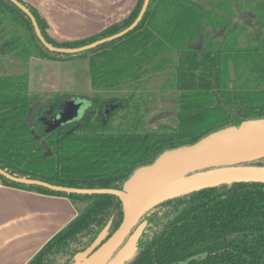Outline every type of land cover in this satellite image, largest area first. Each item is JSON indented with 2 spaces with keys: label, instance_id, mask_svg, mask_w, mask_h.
I'll list each match as a JSON object with an SVG mask.
<instances>
[{
  "label": "trees",
  "instance_id": "16d2710c",
  "mask_svg": "<svg viewBox=\"0 0 264 264\" xmlns=\"http://www.w3.org/2000/svg\"><path fill=\"white\" fill-rule=\"evenodd\" d=\"M18 1L32 13L46 42L78 48L126 29L144 0H137L121 22L62 43L47 36L46 22L36 10ZM243 14L251 16L243 19ZM0 55L17 62L19 70L0 74V169L15 177L68 188L121 190L135 170L163 152L264 118V0H150L134 30L77 54L48 51L30 19L9 0H0ZM32 57L88 61L91 93L80 96L90 103L79 120L75 106L52 123L40 120L74 95L29 93ZM168 88L175 92L174 125L153 127L157 92ZM44 99L47 104L29 126L28 110ZM248 165L264 167V159ZM0 182L85 203L27 264H73L104 228L108 239L124 221V205L113 195L55 192L1 175ZM141 221L146 227L138 250L125 264H264V184L222 185L174 198Z\"/></svg>",
  "mask_w": 264,
  "mask_h": 264
},
{
  "label": "water",
  "instance_id": "95a60500",
  "mask_svg": "<svg viewBox=\"0 0 264 264\" xmlns=\"http://www.w3.org/2000/svg\"><path fill=\"white\" fill-rule=\"evenodd\" d=\"M9 1L30 19L36 37L48 51L77 54L95 49L134 30L142 20L150 0L143 1L138 16L126 29L78 48L50 45L28 8L18 0ZM43 103H36L28 110L25 119L29 126H33L35 111ZM74 106L78 109V105ZM261 159H264V118L246 120L238 126H227L192 145L163 152L151 165L135 170L121 190L55 186L39 180L15 177L2 169L0 175L15 183L39 186L55 192L118 197L125 210L120 228L108 239V227L104 228L89 248L74 257L73 264H125L138 250V241L146 227V221L141 219L149 211L165 201L204 189L241 183L264 184V167L248 165Z\"/></svg>",
  "mask_w": 264,
  "mask_h": 264
},
{
  "label": "crops",
  "instance_id": "0c3cea01",
  "mask_svg": "<svg viewBox=\"0 0 264 264\" xmlns=\"http://www.w3.org/2000/svg\"><path fill=\"white\" fill-rule=\"evenodd\" d=\"M24 2V0H21ZM37 3L36 7L44 10L43 18L48 23L47 35L49 38H57L62 30L60 24L61 16L59 11L67 8L70 4L69 0H33ZM43 4H42V2ZM203 3V2H202ZM204 7L213 10L215 13L222 15L221 11L213 8L208 3H203ZM128 12V11H127ZM130 12V11H129ZM129 14V13H128ZM250 17V14H243L242 18ZM101 30V29H100ZM99 30H92V36L97 34ZM58 35L54 37L52 35ZM88 35V34H86ZM64 36V35H63ZM78 36L71 40H81ZM84 39V38H83ZM65 40V39H64ZM66 40V41H71ZM83 61L87 66V78L85 80L87 93L91 90L88 61L85 59H77ZM76 60L71 61H49L30 58L28 63V91L30 93L37 92H67L68 87L63 85L64 79L70 81L76 80V76H69L62 70L61 65L72 64ZM37 68H42V76H49V72L57 74V81L48 80L34 82ZM78 62V61H76ZM43 65H46L44 68ZM50 66V67H48ZM57 66V67H55ZM59 68L56 72L55 69ZM52 70V71H51ZM65 72V73H64ZM75 78V79H74ZM78 79V78H77ZM36 84L38 87H36ZM48 86V87H47ZM83 87V86H81ZM75 89V88H74ZM78 90V88L76 89ZM79 91V90H78ZM81 91V90H80ZM86 92V91H85ZM79 213L76 203L64 197L49 196L11 188L2 185L0 182V264H27L32 257L61 229H63L70 221H72Z\"/></svg>",
  "mask_w": 264,
  "mask_h": 264
},
{
  "label": "rangeland",
  "instance_id": "374dc122",
  "mask_svg": "<svg viewBox=\"0 0 264 264\" xmlns=\"http://www.w3.org/2000/svg\"><path fill=\"white\" fill-rule=\"evenodd\" d=\"M69 1H70V4L66 5L67 8L64 10L61 9L59 11V13H65L62 15L60 14L61 16L60 21L64 23V24L59 23V25L62 28V30H60V36L56 34L52 35L54 37L58 36L56 39L55 38L53 39L54 41L59 42V43L76 41L77 39L71 40V38L74 39L81 35L85 37H82V38L80 37V39L88 38L92 36L93 32L89 34L92 30L94 31L99 30L98 31L99 33L103 31L104 29L108 28L109 26L119 23L123 19H125L131 13L135 5L137 4V0H69ZM23 3L33 8L34 10H36L37 13L40 15V17L46 22L43 16L47 12L44 13L43 9L36 7V4H40L39 2L37 3L36 1H33V0H24ZM46 25L48 26L47 22H46ZM47 29L48 27L46 28V33H48ZM66 40H71V41H66ZM196 44L200 45L199 39L196 41ZM32 58H35V57H32ZM35 59L37 61V59L39 58H35ZM76 61H74L75 63H72V64L61 65V69L63 71L67 70V72L69 73H65V72L64 73L69 76H76L75 81H73V79H70V81L67 82V80L64 79L63 85L68 87V89H66L68 90L66 93L75 95V100L78 102L79 97H77V95L78 96L83 95V94L90 95L91 90H89L88 91L89 93H87V89H86L87 87H86L85 80L81 82L82 78L83 79L87 78L86 76V73L88 72L87 66H85V63L83 61H79V60H76ZM56 62H59V61H56ZM35 64H36L35 74H37L34 79L35 83L38 84L39 81H43L44 79L48 80L47 79L48 77L50 78L52 82L57 81L56 73L49 72L50 75L49 76L46 75L45 78H43L42 76L43 69L37 68V63L35 62ZM16 65L17 64L12 63L10 59L6 57L4 58V56L0 55V74H5V73L11 74V73L19 72L18 68L15 67ZM43 67L45 68L46 65H43ZM55 70L57 72L59 68ZM27 71H29L28 64H27ZM37 84H36V87H38ZM161 84H162V81L157 82L158 86ZM77 88L79 91L76 90ZM37 93L43 94L44 92H37ZM158 93L160 95H158ZM83 106L84 107H81L79 109L78 114L75 118L76 120H79L81 118L84 110L88 107L86 100H84ZM155 107L157 108V110L155 111L154 115L150 117L151 126L156 127L159 124H163L166 126H173L174 120L176 118V111H177L176 105H175L174 90L171 88H168L164 90L163 92H160V91L157 92V100H156ZM76 206L80 212L85 207V203L77 202Z\"/></svg>",
  "mask_w": 264,
  "mask_h": 264
},
{
  "label": "flooded vegetation",
  "instance_id": "af4514ba",
  "mask_svg": "<svg viewBox=\"0 0 264 264\" xmlns=\"http://www.w3.org/2000/svg\"><path fill=\"white\" fill-rule=\"evenodd\" d=\"M11 62L17 64V62H13V61H11ZM28 92H29V91H28ZM29 93H30V92H29ZM44 93L51 94V93H66V92H44ZM77 97H79V98H78V99H79L78 102L75 100V95H74L72 98H70V99H64V100H62V101L60 102V104H59V108H58V110H57L56 112H54V113H46V114H44V115H42V116L40 117V120H42L43 123H45V122H47V121H48L47 123H52V122H54L55 120H57L58 117H60V115H64V112H65L66 110H68L69 107L73 108L74 105H78V110H77V114H78L79 109H80L81 107H84V106H83V104H84V100H86L87 105L89 106L90 101H89V99H88L86 96H82V97H81V96H78V95H77ZM43 101H44V103H43L40 107H38V108L36 109V111H35V115H34V119H33V124L35 123V120H37L35 116H36V113H37L38 109H40L42 106L46 105L48 99H44V100H40V101L36 102V103H39V102H43ZM69 102H70V103L73 102L74 104H69ZM36 103H34V104H36ZM34 104H33V105H34ZM67 108H68V109H67ZM109 108H110L111 110H112V109H116V108H117V105H110ZM83 109H85V108H83ZM82 115H83V114H82ZM43 123H42V124H43Z\"/></svg>",
  "mask_w": 264,
  "mask_h": 264
}]
</instances>
